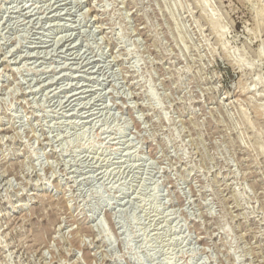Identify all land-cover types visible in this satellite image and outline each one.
<instances>
[{
    "label": "rangeland",
    "instance_id": "obj_1",
    "mask_svg": "<svg viewBox=\"0 0 264 264\" xmlns=\"http://www.w3.org/2000/svg\"><path fill=\"white\" fill-rule=\"evenodd\" d=\"M0 264H264V0H0Z\"/></svg>",
    "mask_w": 264,
    "mask_h": 264
}]
</instances>
